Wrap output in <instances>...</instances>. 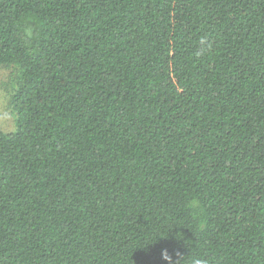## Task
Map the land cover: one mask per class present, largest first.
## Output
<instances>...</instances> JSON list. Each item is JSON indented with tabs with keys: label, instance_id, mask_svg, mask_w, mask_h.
<instances>
[{
	"label": "trees",
	"instance_id": "16d2710c",
	"mask_svg": "<svg viewBox=\"0 0 264 264\" xmlns=\"http://www.w3.org/2000/svg\"><path fill=\"white\" fill-rule=\"evenodd\" d=\"M4 66L0 264H264V0H0Z\"/></svg>",
	"mask_w": 264,
	"mask_h": 264
},
{
	"label": "rangeland",
	"instance_id": "374dc122",
	"mask_svg": "<svg viewBox=\"0 0 264 264\" xmlns=\"http://www.w3.org/2000/svg\"><path fill=\"white\" fill-rule=\"evenodd\" d=\"M14 77L16 75L13 67L0 68V126L4 131H12L15 128V116L8 96Z\"/></svg>",
	"mask_w": 264,
	"mask_h": 264
},
{
	"label": "clouds",
	"instance_id": "9594fccd",
	"mask_svg": "<svg viewBox=\"0 0 264 264\" xmlns=\"http://www.w3.org/2000/svg\"><path fill=\"white\" fill-rule=\"evenodd\" d=\"M33 37V30L30 27H25L23 29L22 39L27 42ZM200 44L202 45L200 51L197 53L198 55H203L204 53L208 52L212 44L208 42L207 37H202L200 40ZM177 259L173 260V257L168 253L165 249L162 252V258L165 261H168V264H209V261L202 257H191L190 255H184L182 253H177ZM185 257H189L188 260H185Z\"/></svg>",
	"mask_w": 264,
	"mask_h": 264
}]
</instances>
